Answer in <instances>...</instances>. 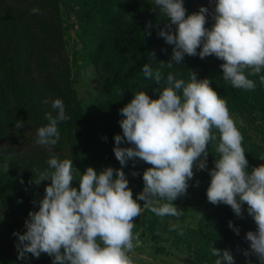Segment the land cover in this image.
<instances>
[{
    "label": "clouds",
    "instance_id": "clouds-1",
    "mask_svg": "<svg viewBox=\"0 0 264 264\" xmlns=\"http://www.w3.org/2000/svg\"><path fill=\"white\" fill-rule=\"evenodd\" d=\"M209 4L211 11L201 6L187 13L184 0H152L153 10L166 18L157 35L171 46L169 60L161 65L171 69L182 64L185 55L201 59L211 55L223 61L222 78L232 88L253 90L256 83L249 77L264 71V0H209ZM209 16L213 23L205 27ZM140 71L157 85L152 92L158 98L137 91L119 109L122 135H114L112 151L121 168L97 171L88 166L83 173L75 169L79 179L74 180L72 159L53 152L47 169L32 181L36 185L50 181L42 198L33 201L37 210L28 212L22 234L13 232L17 259L44 253L51 264H135L132 253L139 234L133 232V218L142 209L158 217L180 216L182 211L172 201L186 194L195 168L210 177L205 190L208 202L230 206L237 218L244 212L252 218L256 228L246 232L248 248L242 254L246 264H252L247 260L250 255L264 264V163L249 170L243 137L226 99L210 87L209 78L197 79L193 71L187 80L171 71L165 77L149 63ZM259 81L264 85V75ZM44 103H50L52 111L45 113L47 123L36 129L35 143L51 150L61 135L59 123L69 117L61 98ZM122 143L130 146L121 147ZM209 144L217 154L212 168H208ZM7 147L0 145V152ZM137 159L151 166L143 170L142 190L133 198L122 169ZM3 167L8 169L7 164ZM228 227L239 235L231 220ZM210 251L212 264H235L229 249H218L212 241Z\"/></svg>",
    "mask_w": 264,
    "mask_h": 264
},
{
    "label": "trees",
    "instance_id": "trees-1",
    "mask_svg": "<svg viewBox=\"0 0 264 264\" xmlns=\"http://www.w3.org/2000/svg\"><path fill=\"white\" fill-rule=\"evenodd\" d=\"M184 6L187 13L198 11L195 0H184ZM34 7L40 12L33 14ZM153 8L152 0H0V145H8L0 152V264H51L44 253L18 260L13 232L22 234L28 212L37 210L33 201L42 198V187L50 181L39 185L32 181L47 169L53 152L61 159H72L74 180L79 179L76 170L83 173L88 166L97 171L107 166L121 168L112 151L114 135H122L119 109L137 91L158 98L152 92L157 85L140 71L145 63L160 68L165 77L171 71L187 80L193 71L197 79L209 78L210 87L226 99L230 116L236 118L249 170L264 163L260 160L264 158V85L259 81L264 71L249 77L256 83L253 90H243L223 80L219 67L223 61L211 55L203 59L185 55L182 64L171 69L162 66L170 58L171 46L157 35L166 18ZM209 26L207 22L205 27ZM71 30L79 34L82 45L74 59L67 51ZM72 60L82 61L85 68L91 65L101 79L94 122L88 121L78 101ZM54 98L62 99L69 118L59 123L61 135L50 150L35 143V131L47 123L45 113L52 111L44 101ZM17 123H22L19 129ZM208 150V168H212L217 154L213 144ZM150 166L139 159L129 160L122 170L127 177L139 172L142 180L143 170ZM196 178L199 183L189 190L199 194L198 204L205 211L193 226L187 222L182 196L172 201L182 211L178 217H158L142 209L133 219L135 227L141 225L153 239L185 248L199 264H212V241L214 247L229 249L234 255L248 248L245 234L255 231L256 225L246 212L237 218L230 206L207 201L210 177L206 171H197ZM71 183L78 186L76 181ZM230 220L239 227V235L228 227ZM247 260L257 264L255 256Z\"/></svg>",
    "mask_w": 264,
    "mask_h": 264
},
{
    "label": "rangeland",
    "instance_id": "rangeland-1",
    "mask_svg": "<svg viewBox=\"0 0 264 264\" xmlns=\"http://www.w3.org/2000/svg\"><path fill=\"white\" fill-rule=\"evenodd\" d=\"M196 7L198 9L201 6H211L209 10L211 11L213 5L209 4V0H195ZM140 13H143L140 12ZM139 13V14H140ZM64 19H67V15L64 13ZM207 22L211 24L213 23L211 17L207 18ZM209 26V27H210ZM70 39L67 47L68 54L73 58V55L76 51L82 48L80 43L79 34L75 30H71ZM73 73L77 75L75 77V88L78 94V101L81 104L86 117L89 122H94L96 119V111L98 104V92L101 88V79L99 75H97L90 65L88 67H84L82 61H73ZM82 64V65H81ZM81 67H77V66ZM236 123V118L231 116ZM239 118H237L238 120ZM261 122V121H260ZM194 176L189 181V187L186 191V194L183 195V205L184 210L187 213V222L189 224L194 225L196 220L204 213L205 208L200 207L198 204L199 194L195 191L191 192L189 189L196 183V173L197 170L193 168ZM139 173V172H138ZM128 187L131 188L133 193V198H135L136 194L142 190L143 182L142 180L136 176H128ZM45 186L42 187L44 191ZM0 208V225L2 224L3 216L1 214ZM142 212V211H141ZM133 222L134 219H133ZM134 233L139 234V243L135 247L134 252L132 253L133 260L135 264H199V262L195 259V257L190 254L185 248L177 249L172 246L171 243L162 242L160 240L153 239L146 231H144L143 227L140 225L138 228L134 227ZM243 251L236 250L234 253L235 264H245V257L242 254Z\"/></svg>",
    "mask_w": 264,
    "mask_h": 264
}]
</instances>
